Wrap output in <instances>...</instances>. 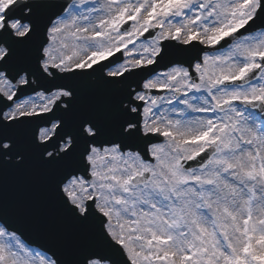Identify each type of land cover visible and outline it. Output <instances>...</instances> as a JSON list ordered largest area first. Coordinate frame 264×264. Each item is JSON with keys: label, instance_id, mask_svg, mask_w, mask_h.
I'll return each instance as SVG.
<instances>
[{"label": "snow or ice", "instance_id": "1", "mask_svg": "<svg viewBox=\"0 0 264 264\" xmlns=\"http://www.w3.org/2000/svg\"><path fill=\"white\" fill-rule=\"evenodd\" d=\"M0 264H264V0H0Z\"/></svg>", "mask_w": 264, "mask_h": 264}]
</instances>
